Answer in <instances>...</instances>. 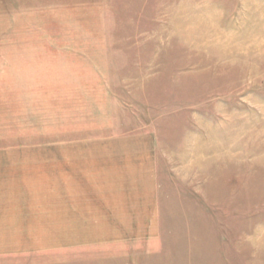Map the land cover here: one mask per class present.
Masks as SVG:
<instances>
[{
  "label": "rangeland",
  "instance_id": "obj_1",
  "mask_svg": "<svg viewBox=\"0 0 264 264\" xmlns=\"http://www.w3.org/2000/svg\"><path fill=\"white\" fill-rule=\"evenodd\" d=\"M0 264H264V0H0Z\"/></svg>",
  "mask_w": 264,
  "mask_h": 264
}]
</instances>
